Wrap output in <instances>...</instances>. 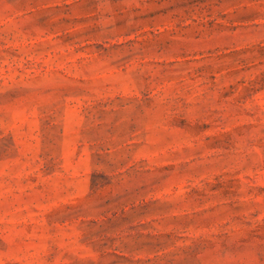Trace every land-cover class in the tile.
<instances>
[{
    "label": "rangeland",
    "instance_id": "1",
    "mask_svg": "<svg viewBox=\"0 0 264 264\" xmlns=\"http://www.w3.org/2000/svg\"><path fill=\"white\" fill-rule=\"evenodd\" d=\"M0 264H264V0H0Z\"/></svg>",
    "mask_w": 264,
    "mask_h": 264
}]
</instances>
